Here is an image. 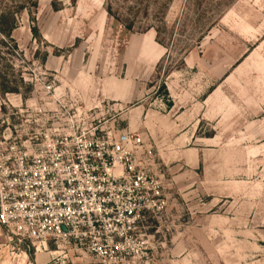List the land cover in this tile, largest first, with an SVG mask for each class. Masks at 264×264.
<instances>
[{
  "label": "rangeland",
  "instance_id": "obj_1",
  "mask_svg": "<svg viewBox=\"0 0 264 264\" xmlns=\"http://www.w3.org/2000/svg\"><path fill=\"white\" fill-rule=\"evenodd\" d=\"M5 13L0 174L60 137L135 132L168 206L146 256L118 264H264V0H0ZM0 264L99 263L0 228Z\"/></svg>",
  "mask_w": 264,
  "mask_h": 264
},
{
  "label": "built area",
  "instance_id": "obj_2",
  "mask_svg": "<svg viewBox=\"0 0 264 264\" xmlns=\"http://www.w3.org/2000/svg\"><path fill=\"white\" fill-rule=\"evenodd\" d=\"M152 146L132 131L81 132L0 174V228L30 243L73 245L99 264L145 257L168 195Z\"/></svg>",
  "mask_w": 264,
  "mask_h": 264
},
{
  "label": "trees",
  "instance_id": "obj_3",
  "mask_svg": "<svg viewBox=\"0 0 264 264\" xmlns=\"http://www.w3.org/2000/svg\"><path fill=\"white\" fill-rule=\"evenodd\" d=\"M71 1L75 2L76 0ZM14 28V19L10 13L0 15V35L10 38Z\"/></svg>",
  "mask_w": 264,
  "mask_h": 264
},
{
  "label": "bare ground",
  "instance_id": "obj_4",
  "mask_svg": "<svg viewBox=\"0 0 264 264\" xmlns=\"http://www.w3.org/2000/svg\"><path fill=\"white\" fill-rule=\"evenodd\" d=\"M37 256H39V254H37Z\"/></svg>",
  "mask_w": 264,
  "mask_h": 264
}]
</instances>
